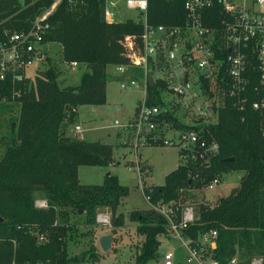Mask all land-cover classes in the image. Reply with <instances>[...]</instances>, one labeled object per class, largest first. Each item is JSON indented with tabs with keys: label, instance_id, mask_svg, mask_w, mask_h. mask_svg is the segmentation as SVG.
Listing matches in <instances>:
<instances>
[{
	"label": "trees",
	"instance_id": "obj_1",
	"mask_svg": "<svg viewBox=\"0 0 264 264\" xmlns=\"http://www.w3.org/2000/svg\"><path fill=\"white\" fill-rule=\"evenodd\" d=\"M52 2L0 0V40L8 30L28 28L33 16ZM103 8L104 0H59L48 16L50 27L42 42L56 43L63 62L84 65L77 84L59 88L58 71L48 64V57L45 68L32 79L13 85L8 79L0 81V111L7 104L1 103L3 97L9 103H19L16 117L9 120L0 156V264L79 261V256L70 258L65 249L68 212L78 216L81 210L85 220H93L98 209L104 208L111 237L122 224V215L116 210L127 189L117 177L109 173L99 184H81L77 178L78 166L110 164L112 146L66 134L77 106L104 103L106 67L130 64L141 47V21L126 18L107 22ZM205 12L209 16L204 24L217 27L216 13L211 9ZM144 18L151 26L178 25L183 20L182 0H147ZM128 72L137 79L141 76L140 69ZM14 88H19L20 96L11 99ZM157 96L156 84L147 85V103L158 105ZM160 120L179 124L170 114ZM209 132L217 140L219 150L207 166L178 162L164 175L162 184L143 185V192L151 203L182 202L180 188L200 187L214 176L242 171L238 185L214 203L192 198L193 221L182 234L194 239L199 233L215 230L213 257L218 264H226L232 256L239 260L237 264H248L252 257H259L264 264V138L259 115L248 105L238 110L223 102ZM227 158L232 159L224 161ZM143 169H147L146 175L147 162H142L140 170ZM194 172L198 174L195 180L189 178V173ZM36 195L42 196L44 206L34 205ZM128 219L136 222L135 232L142 236L134 264H146L155 257L157 236L167 234L166 220L152 208L131 211ZM31 230L41 236V241L35 239Z\"/></svg>",
	"mask_w": 264,
	"mask_h": 264
},
{
	"label": "built area",
	"instance_id": "obj_2",
	"mask_svg": "<svg viewBox=\"0 0 264 264\" xmlns=\"http://www.w3.org/2000/svg\"><path fill=\"white\" fill-rule=\"evenodd\" d=\"M58 2L53 0L34 15L28 28L5 32L4 39L0 40V81L8 79L12 85L23 82L27 79L25 70L41 61L49 44L42 42L50 27L47 19ZM118 4L136 10L139 16L136 20H140L143 27L138 55L130 64L113 65L114 71L123 76L119 81L120 89L142 88L133 116L121 125L126 134L119 141L132 155L128 169H135L141 180L147 169L140 170L143 161L137 150L159 144L176 146L180 164L207 166L219 150L209 126L216 123L217 109L223 102L238 110L248 105L256 111L264 138V0H182L183 20L170 26L146 23L147 0H104L106 21L115 13L108 5L114 8ZM208 9L216 13L217 27L204 24ZM64 63L71 69L78 65L75 61ZM132 69H140V78L128 72ZM147 76L151 77V85L156 84L158 105L147 103ZM19 92V88H14L12 95L18 96ZM249 98H252L250 102ZM167 114L179 124L160 120ZM73 131L79 132L80 125L74 124ZM164 131L174 135L166 139ZM197 177V172L189 173V178ZM220 183L221 175L210 178L200 187L180 188L184 200L177 203L161 200L151 203L148 194L143 192V184L140 192L149 207L165 218L167 233L181 237L182 230L193 221L192 198L199 193L200 198L196 200L206 201L203 191ZM44 205L42 201L40 206ZM104 215L102 220L108 223ZM215 245V230L199 233L194 239L186 237L185 262L218 264L213 257ZM237 263L235 256L226 262ZM163 264H173L172 253L163 255ZM248 264H261V259L252 257Z\"/></svg>",
	"mask_w": 264,
	"mask_h": 264
},
{
	"label": "rangeland",
	"instance_id": "obj_3",
	"mask_svg": "<svg viewBox=\"0 0 264 264\" xmlns=\"http://www.w3.org/2000/svg\"><path fill=\"white\" fill-rule=\"evenodd\" d=\"M108 8L115 12L113 21H122L126 18L136 20L139 18L136 10L126 9L122 4H118L114 8H110V5H108ZM45 57L49 59L48 64L58 71L56 82L59 88L78 83L84 66L79 64L72 69L67 66L61 59L60 47L56 43L48 45V50H45L39 63H34L25 70V75L29 80L33 78L37 71L45 68L47 65ZM105 70L104 103L93 106H77L73 123H79L80 131L75 133L72 129V123L66 126V133H73L72 135L86 141L99 140L112 146V162L110 164L102 167L78 166L77 178L81 184H99L106 173L117 177L118 182L127 189L126 195L120 199L116 210L117 213L122 215V224L115 229L114 233L112 232L110 250L104 253L98 245V238L105 234L111 235L108 216L105 217L108 223H105L102 220L103 217H101L105 216V209H98L93 220H85L84 212H81L78 216L68 212L69 229L65 238V249L70 258L81 257L79 261L70 264H134V254L142 240V236L135 232L136 222L128 219V213L134 210L142 212L150 208L141 195L140 185L142 183L144 186L162 184L164 175L178 164V149L176 146L159 144L138 148L137 152L140 154L141 160L146 161L149 166V172L142 175L141 180L135 169L127 168L132 155L126 146L116 143V134L121 129V125L126 124L133 116L136 102L142 96V88L139 86L138 88L130 87L122 90L119 88V81L123 80V76L116 73L112 66H107ZM19 96L20 94L18 96L12 95V92L10 94L11 99H16ZM1 99V103L5 102L7 104H3L5 107L3 111H0V156L8 135L9 120L16 117L19 106L18 102L9 103L5 97ZM114 121H117L118 124H115ZM173 135L169 131L163 133V137L166 139ZM242 174V171L222 173L219 185L211 190L203 191L206 199L204 202L212 204L218 198L227 195L232 188L238 185ZM196 198H200L199 193L195 195L193 200H196ZM42 201H44L42 196L36 195L34 205L38 207ZM30 233L34 235L35 239L41 241V236L37 235L35 230H31ZM157 238L159 244L155 257L146 264H163V255L167 252L172 253L173 264H196L195 262H185V235L174 237L167 233L158 235Z\"/></svg>",
	"mask_w": 264,
	"mask_h": 264
},
{
	"label": "water",
	"instance_id": "obj_4",
	"mask_svg": "<svg viewBox=\"0 0 264 264\" xmlns=\"http://www.w3.org/2000/svg\"><path fill=\"white\" fill-rule=\"evenodd\" d=\"M147 83L148 85H151L152 84V80H151V77L150 76H147ZM137 104V102H136ZM67 117V113L65 112L63 114V118L65 119ZM232 158H227V159H224V161H228V160H231ZM263 161H264V158H263ZM105 175H109V173H106ZM82 211L81 210H78V214H80ZM111 235L110 234H105V235H102L98 238V245L100 247V249L102 250V252L106 253L110 250V242H111ZM81 257L79 256V259Z\"/></svg>",
	"mask_w": 264,
	"mask_h": 264
},
{
	"label": "crops",
	"instance_id": "obj_5",
	"mask_svg": "<svg viewBox=\"0 0 264 264\" xmlns=\"http://www.w3.org/2000/svg\"><path fill=\"white\" fill-rule=\"evenodd\" d=\"M113 11V10H112ZM115 15V14H114ZM114 15H112V17H114ZM111 21H113V18L112 19H110L109 21H107V22H111ZM49 44H51V43H49ZM48 44V45H49ZM48 45H47V48H48ZM79 65V64H78ZM84 66V65H83ZM108 66H111V65H108ZM113 67V66H112ZM85 68V67H84ZM106 71V70H105ZM75 124H79V123H75ZM73 125H74V123H73ZM72 129H73V126H72ZM118 132H119V136L117 137V134H116V137H117V139H116V143L118 144V143H120V141H119V139H120V137L121 136H123L124 134H126V131L125 130H123V129H119L118 130ZM117 132V133H118ZM67 135H72V134H68V133H66ZM81 139V138H80ZM143 162H146V161H143ZM237 258V257H236ZM237 261L239 262V260L237 259Z\"/></svg>",
	"mask_w": 264,
	"mask_h": 264
}]
</instances>
